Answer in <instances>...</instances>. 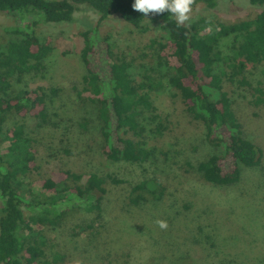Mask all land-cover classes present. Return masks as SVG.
<instances>
[{
	"label": "rangeland",
	"instance_id": "rangeland-1",
	"mask_svg": "<svg viewBox=\"0 0 264 264\" xmlns=\"http://www.w3.org/2000/svg\"><path fill=\"white\" fill-rule=\"evenodd\" d=\"M263 9L264 4L249 0H217L212 8L197 3L184 25L207 22L216 27ZM16 25L14 15L0 11L1 49L18 38L6 30ZM142 25L143 30L135 28L117 13L101 21L100 14L87 4L76 5L70 22L40 21L37 25L40 37L51 39L53 50L45 68L26 74L17 87L46 89L52 99L50 122L39 126L33 118L15 117L8 124H23L34 138L40 174L68 167L126 181L106 199L101 218L81 209L76 201L66 202L72 210L53 230L45 229L50 252L64 254L63 264H264V105L253 103V87L264 90L263 64L246 66L244 76L250 86L224 83L244 136L263 153L257 166H241L237 183L217 186L201 179L196 165L222 149L206 141L202 123L188 116L179 96L169 88L157 91L153 99L161 115V133L152 131L157 121H142L144 146L153 149L146 163L114 162L102 154L96 110L77 94L84 74L81 31L97 28L99 36L108 37L112 59L130 61L131 77L139 82L156 67L151 41L166 36L159 23L146 19ZM231 41L232 36L221 38L223 53L229 52ZM52 88L58 91L54 96ZM38 176L24 179L26 199L46 194L35 183ZM154 176L167 185L166 195L158 201L129 204L127 183ZM160 221L166 227L161 228Z\"/></svg>",
	"mask_w": 264,
	"mask_h": 264
},
{
	"label": "trees",
	"instance_id": "trees-1",
	"mask_svg": "<svg viewBox=\"0 0 264 264\" xmlns=\"http://www.w3.org/2000/svg\"><path fill=\"white\" fill-rule=\"evenodd\" d=\"M133 2L0 0V11L17 20L16 26L6 30L18 36L0 48V264H63L64 254L50 252L45 229L53 230L72 210L66 202L76 201L81 209L101 218L106 199L119 183L126 182L115 175L68 167L40 174L34 138L23 124H8L15 117L33 118L39 126L50 122L52 99L46 89L17 85L26 74L42 71L53 50L51 39L44 40L37 32L39 22H70L78 4L92 7L101 21L117 13L135 28L143 30L142 24L149 19L166 31L164 39H153L150 44L154 47V73L145 72L139 82L131 77L130 61L112 59L108 37L99 36L97 28L81 31L84 74L77 94L96 110L101 151L107 160L136 165L149 160L153 149L144 146L142 121H157L152 131L161 133V115L153 99L157 91L169 88L179 96L188 116L202 123L206 141L222 149L196 165L205 183L235 184L240 180L241 166L261 163L262 149L244 136L224 83L250 86L244 76L246 66L264 65V9L246 19L211 27L207 22L178 25L167 12L145 17L132 8ZM249 2L264 4V0ZM197 3L212 8L217 0H193L191 7ZM227 36H232V41L229 52L223 53L220 41ZM253 91V103L264 105L262 87H253ZM50 92L54 96L58 91L52 88ZM36 173L35 183L46 194L26 199L24 179ZM127 184L125 198L135 206L161 200L167 191V185L156 176Z\"/></svg>",
	"mask_w": 264,
	"mask_h": 264
},
{
	"label": "clouds",
	"instance_id": "clouds-1",
	"mask_svg": "<svg viewBox=\"0 0 264 264\" xmlns=\"http://www.w3.org/2000/svg\"><path fill=\"white\" fill-rule=\"evenodd\" d=\"M193 0H134L132 8L145 17L149 13L160 14L167 12L172 14L178 25H184L189 20L191 5ZM161 228L166 227V223L159 222Z\"/></svg>",
	"mask_w": 264,
	"mask_h": 264
}]
</instances>
